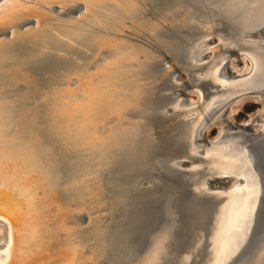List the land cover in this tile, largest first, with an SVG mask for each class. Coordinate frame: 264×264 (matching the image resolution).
Wrapping results in <instances>:
<instances>
[{"label": "bare ground", "instance_id": "obj_1", "mask_svg": "<svg viewBox=\"0 0 264 264\" xmlns=\"http://www.w3.org/2000/svg\"><path fill=\"white\" fill-rule=\"evenodd\" d=\"M80 2L83 11L70 15ZM29 18L41 36L107 60L82 77L62 72L57 81L74 77L73 86L35 99L33 74L52 53L14 33L0 39V182L19 200L0 219V264H75L85 248L82 264H234L238 250L240 264H264V244L246 239L264 178L250 148L264 137V0L0 1V29ZM127 26L151 45L118 36ZM248 100L260 107L232 122ZM214 176L229 184L209 189ZM193 198L195 223L186 210ZM86 200L109 206L110 228L99 213L76 222Z\"/></svg>", "mask_w": 264, "mask_h": 264}, {"label": "water", "instance_id": "obj_2", "mask_svg": "<svg viewBox=\"0 0 264 264\" xmlns=\"http://www.w3.org/2000/svg\"><path fill=\"white\" fill-rule=\"evenodd\" d=\"M81 5H83L81 2L77 3L69 11L70 12L69 14L72 16H77L81 11ZM52 7H53L54 11H57L60 9L61 6H60V4H54ZM65 13L66 12L61 13V15H64ZM39 21L41 24L44 23V25H46V22L49 23V21H47V20H39ZM2 22L4 23V25H6V27H2L0 29V39H9L11 37V34L14 33L12 38H14L16 36H24L27 39H30L33 42H35L38 47L45 49L49 53H52L50 55V57L52 59L49 63L50 65H46L43 67L40 66L39 69L37 70L38 72H34V74H33V76H34V81H33L34 87H32V88H34V90H36V92H37V93H35V99H38L40 97V95L43 94L42 92H39V91H43V90H47V89L50 90L52 88H55L54 90H57V89L59 90V89H62L64 87H72L73 84L76 82L74 77H71L69 79L70 81L69 80L65 81V82H62L61 80L57 81L56 77L61 76L62 72H69L70 73V72L74 71L75 76L78 75V76L82 77L83 76L82 72L84 70H86L88 68L89 70L92 69V72H93L94 71L93 67H95V65L97 63H100L101 61L107 60L106 57L98 49L90 48L87 46L76 47V46L70 44L69 42H63L60 44V43L54 42V40H52L51 38H45V37L41 36L39 31L34 29V26L36 24V18H29V19L24 20V21L18 19L15 21H8L6 23L4 21H2ZM117 35L121 36V37H126V38L134 40V41H139V42L144 43L146 45L150 44L148 42H145L143 39L139 38L140 37L139 34L131 26H127L124 28V30H120L117 33ZM211 40L214 41V38L213 39L211 38ZM236 51H238V50H236ZM70 55H72V56H70ZM164 56L165 57H164L163 62H166V63H168V62L175 63L176 62V60L173 56H171L169 54H165ZM74 57H78L77 59L81 62L79 65L75 64L74 59H73ZM239 59H241V57H237V61ZM241 61H242V59H241ZM118 62L126 63L125 61H121V60H119ZM157 64L159 65L161 63H157ZM177 69L179 70V68H177ZM51 78H53V79L50 80ZM54 80H56V81L54 82ZM203 86L205 88V87H208L209 84L204 83ZM177 92H178V96H180L182 98L185 97V95L187 93V91L184 90L183 88L179 89ZM248 93H250V92H248ZM62 97H63V100H66V103H67V101H71L72 94L66 93ZM88 98H89L88 96L84 97V99L82 100V104L79 105V108H81V107L87 108V106L85 105L84 102L86 100H88ZM248 101H252V100H248ZM248 101H246V102H248ZM66 105H69V104H66ZM71 107H73V106L69 105V108H71ZM167 110L170 111L171 107H169ZM246 119L247 118H245V120ZM240 122H242V121H240ZM240 122H237V123H240ZM166 124H167V121H165L164 124L162 125L163 128H165ZM213 128L217 129L216 126H213L211 128V130ZM173 129H171V130H173ZM171 130L166 129V132H164V133H167ZM211 130H210V132H211ZM155 133L157 134V130ZM156 136H158V135H156ZM213 136H214L213 134L209 133L208 135H205L204 137H202L201 140H198V141H201V144H200L201 147H200L199 153L203 151L204 146L206 145V143H208L210 141V138ZM197 156H195V157H197ZM194 160H195V158L192 160H188V159L182 160V162H181L182 166L190 164ZM156 174H157V172H153L152 174L144 177L142 179L143 185H145L150 178L155 177ZM229 181H230V176H214V177L208 179V181H207L208 182V188L214 189V188L226 187L229 184ZM261 183H262V194L260 196L257 208L260 206L261 202L264 201V178L263 177H261ZM183 188L184 187H181L180 189H183ZM18 201L19 200L17 199L16 195L11 191V189L2 185V183L0 182V208L3 209V211L0 212V215H3V218H8L9 214H10L9 212H11L14 207H16ZM84 202L86 203L85 210L81 214H77L75 216V218L77 220L76 222H79V224H86L90 215H93L95 213H99L100 218L103 220L102 221L103 224L107 225L109 228L111 227L112 222H113V218H114V214H110L108 205H103L101 203L94 204V201H89V200H86ZM88 202H89V204H87ZM18 206H19V204H18ZM70 207H72V206H70ZM206 214L210 215V212L206 213ZM184 217H186V213L180 212L178 219H177L176 229L180 230L181 226L184 225ZM72 220H70L69 223H71ZM77 253L78 254L76 257L75 264H82V263L88 261V257H89L91 252L87 248H85V249H78Z\"/></svg>", "mask_w": 264, "mask_h": 264}, {"label": "snow or ice", "instance_id": "obj_3", "mask_svg": "<svg viewBox=\"0 0 264 264\" xmlns=\"http://www.w3.org/2000/svg\"><path fill=\"white\" fill-rule=\"evenodd\" d=\"M81 11H83V5H81ZM4 136L3 111L2 108H0V154H2L4 148ZM250 148L254 155L259 159L264 160V137L259 138V140L253 143ZM186 210L188 212L189 220L193 223L197 222L201 212V201L199 198L190 199L187 202ZM2 211L3 209L0 208V212ZM254 212L255 216L246 239L247 246H249L250 243H254L256 247H258L259 245L264 244V201L261 202L258 208L254 209ZM0 219H3V215H0ZM236 255L237 259L234 261V264H240V260L243 257L240 256L239 250Z\"/></svg>", "mask_w": 264, "mask_h": 264}, {"label": "rangeland", "instance_id": "obj_4", "mask_svg": "<svg viewBox=\"0 0 264 264\" xmlns=\"http://www.w3.org/2000/svg\"><path fill=\"white\" fill-rule=\"evenodd\" d=\"M241 59H239L237 61V64L239 65H243L241 61ZM247 106H250L251 109H247L246 107ZM260 107V104L259 103H256V102H253V101H248V102H245L238 113L234 114L232 117H231V120L232 122H240V121H243L245 120V118H249L248 116L250 115V113H253L254 111H256L258 108ZM247 115V116H246ZM217 132V129L216 128H213L211 130V134L215 135Z\"/></svg>", "mask_w": 264, "mask_h": 264}, {"label": "trees", "instance_id": "obj_5", "mask_svg": "<svg viewBox=\"0 0 264 264\" xmlns=\"http://www.w3.org/2000/svg\"><path fill=\"white\" fill-rule=\"evenodd\" d=\"M247 109H251V107H250V106H248V107H247Z\"/></svg>", "mask_w": 264, "mask_h": 264}, {"label": "flooded vegetation", "instance_id": "obj_6", "mask_svg": "<svg viewBox=\"0 0 264 264\" xmlns=\"http://www.w3.org/2000/svg\"><path fill=\"white\" fill-rule=\"evenodd\" d=\"M247 107H248V106H247ZM247 107H246V108H247Z\"/></svg>", "mask_w": 264, "mask_h": 264}]
</instances>
